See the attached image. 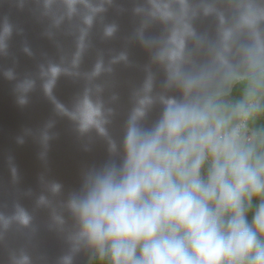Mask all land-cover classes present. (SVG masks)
<instances>
[{"label": "clouds", "instance_id": "1", "mask_svg": "<svg viewBox=\"0 0 264 264\" xmlns=\"http://www.w3.org/2000/svg\"><path fill=\"white\" fill-rule=\"evenodd\" d=\"M135 11L148 15L133 37L147 62L121 135L100 87L59 108L83 151L94 135L105 157L72 187L39 178L34 206L64 243L55 264H264V0H148ZM10 31L4 17L0 50ZM53 138L43 133L41 159ZM14 219L29 227L33 216L18 205ZM11 264L33 259L21 250Z\"/></svg>", "mask_w": 264, "mask_h": 264}, {"label": "water", "instance_id": "2", "mask_svg": "<svg viewBox=\"0 0 264 264\" xmlns=\"http://www.w3.org/2000/svg\"><path fill=\"white\" fill-rule=\"evenodd\" d=\"M137 7L147 10L148 0H75L71 9L67 0H0V31L4 17L11 27L0 50V215L9 219L0 229V264H11L21 250L33 264H55L63 250V241L46 227L47 213L34 206L39 178L75 186L80 168L102 161L105 149L93 135L91 151H83L85 141L59 108L71 109L89 89L95 98L100 87L106 106L114 109L110 131L121 135L131 93L147 62L133 38L148 19L147 11L138 13ZM110 26L115 31L108 36ZM155 27L148 24L146 31ZM121 52H127L129 63L118 59ZM25 81L32 83L26 92L20 87ZM45 131L54 138L41 159ZM18 205L32 214L31 226L14 219Z\"/></svg>", "mask_w": 264, "mask_h": 264}]
</instances>
